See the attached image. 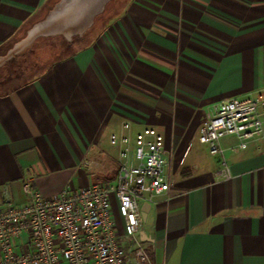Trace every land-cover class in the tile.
Here are the masks:
<instances>
[{"label":"crops","instance_id":"0c3cea01","mask_svg":"<svg viewBox=\"0 0 264 264\" xmlns=\"http://www.w3.org/2000/svg\"><path fill=\"white\" fill-rule=\"evenodd\" d=\"M54 1L0 0V66L32 48ZM85 35L0 91V202L23 204L27 181L44 198L112 181L110 134L150 126L171 186L141 202L143 264H264V137L237 150V137L220 140L229 181L197 140L216 105L264 94V0H113Z\"/></svg>","mask_w":264,"mask_h":264},{"label":"built area","instance_id":"2783aa9c","mask_svg":"<svg viewBox=\"0 0 264 264\" xmlns=\"http://www.w3.org/2000/svg\"><path fill=\"white\" fill-rule=\"evenodd\" d=\"M237 137L243 149L264 137V94L229 98L203 119L197 140L218 155L217 179L233 175L220 140ZM119 148L112 181L62 189L44 198L27 181V200L0 202V264H143L146 254L135 235L142 224L141 202L158 203L171 186L165 176L164 137L144 127L132 137L110 134ZM121 217V234L115 214ZM132 243L125 247L122 240Z\"/></svg>","mask_w":264,"mask_h":264},{"label":"water","instance_id":"95a60500","mask_svg":"<svg viewBox=\"0 0 264 264\" xmlns=\"http://www.w3.org/2000/svg\"><path fill=\"white\" fill-rule=\"evenodd\" d=\"M110 0H57L45 17L34 26L31 37H62L70 40L72 35L81 38L94 24L97 16L105 9ZM66 23V24H65ZM52 27H55L51 29ZM33 41V43H34ZM142 214L146 213L141 207Z\"/></svg>","mask_w":264,"mask_h":264},{"label":"rangeland","instance_id":"374dc122","mask_svg":"<svg viewBox=\"0 0 264 264\" xmlns=\"http://www.w3.org/2000/svg\"><path fill=\"white\" fill-rule=\"evenodd\" d=\"M53 28L55 27H52L51 29ZM84 36L86 35L83 34L81 36L82 38L77 39L75 35H72L70 38H67L70 40L64 39V41L68 43H71L73 41L75 43H81L82 41L85 40V38H83ZM39 38H43V37H39ZM58 38L60 39L62 37H58ZM34 44L35 43L32 44V47ZM39 47L40 48L38 49L37 55H34L33 53L30 55L27 53L28 56L25 58L23 55L18 56L9 61L4 62L0 66V91L10 88L11 86H13L14 84H16L21 80H26L27 78H30L35 74H38L43 68H45L47 64H49L51 61L60 57L61 55L64 54V52H66L60 47L52 51L47 49L43 39L39 41ZM42 48H44V50H42Z\"/></svg>","mask_w":264,"mask_h":264},{"label":"trees","instance_id":"16d2710c","mask_svg":"<svg viewBox=\"0 0 264 264\" xmlns=\"http://www.w3.org/2000/svg\"><path fill=\"white\" fill-rule=\"evenodd\" d=\"M112 1H113V0H110V1L107 3V5H106L104 11H103L99 16L96 17L94 23H95L99 18H101L102 16L105 15V12L107 11V9H108V7H109V5L111 4ZM55 2H56V1L52 2L51 5H50V7H51ZM41 39H43V41L45 42V46H46V48L49 49V50H51V51H52V50H55V49L58 48V47H60V48H62L63 50L66 51V52H64L63 55H61V56L58 57V58H62V57L68 56V55L71 54L76 48L80 47L81 44H82V43H75L74 41L71 42V43H68V42L64 41V39H62V38L59 39L58 37H55V38H38V39L35 40V42H34L35 44L33 45L32 49L30 50V53H29V51L27 52L28 54H30V55H31L32 53H33L34 55H37V54H38V49L40 48V47H39V41H41ZM60 40H61V41H60ZM42 50H44V48H42ZM27 53L23 55L24 58L28 56ZM56 59H57V58H56ZM32 61H33V59H32Z\"/></svg>","mask_w":264,"mask_h":264}]
</instances>
